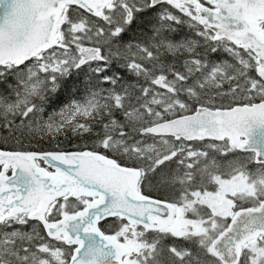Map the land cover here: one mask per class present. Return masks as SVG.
I'll return each instance as SVG.
<instances>
[{
	"label": "snow or ice",
	"instance_id": "6c2138e0",
	"mask_svg": "<svg viewBox=\"0 0 264 264\" xmlns=\"http://www.w3.org/2000/svg\"><path fill=\"white\" fill-rule=\"evenodd\" d=\"M0 264H264V0H0Z\"/></svg>",
	"mask_w": 264,
	"mask_h": 264
}]
</instances>
